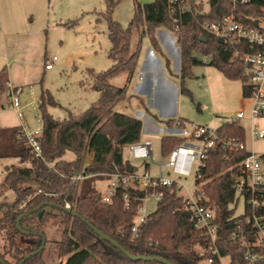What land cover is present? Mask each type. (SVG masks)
<instances>
[{
  "label": "trees",
  "instance_id": "16d2710c",
  "mask_svg": "<svg viewBox=\"0 0 264 264\" xmlns=\"http://www.w3.org/2000/svg\"><path fill=\"white\" fill-rule=\"evenodd\" d=\"M103 1L111 42L109 58L113 66L99 73L88 72L93 79V88L100 93L98 101L85 112L70 113L68 118L60 120L47 110L48 106H57L58 103L49 92H42L39 107L42 132L37 136L42 159L25 145L19 128L0 126V240L3 241L0 257L4 262L0 260V264H20L26 256L41 248L43 238L46 240L44 249L23 264H162L130 260L110 242L100 239L81 218L65 212L63 208L67 203L72 204L82 218L135 256H160L173 264H203L206 259L207 240L193 231L189 214L184 210V201L174 188L164 189V200L148 216L136 239L132 234L134 218L147 192L119 186L111 202L104 203L102 195L94 188L97 180L129 170L123 147L141 142L143 135L142 120L115 111L126 100L127 87H116L110 80L122 73L132 77L137 70L140 49L131 51L134 28L142 29V36H148L153 48L161 55L155 32L166 28L177 35L180 45L178 79L182 94L192 98V93L185 87V79L193 76V67L204 64L202 57L228 80L242 81L243 96L246 97L245 83L249 76L244 64L233 59L234 47L207 34L203 25L233 15L237 21L253 26L264 0H252L247 5L234 4L233 0H208L207 7L202 0L197 4L193 1L191 13L180 8L172 12L168 0L137 2L134 18L127 28L112 19L121 0ZM74 24L67 23L68 26ZM165 64L170 72L168 59ZM10 90L9 75L4 68L0 71V109L10 100ZM176 121L164 123L171 127ZM218 130L245 142L241 121L226 122ZM179 143L174 138L163 137L162 156L166 157ZM247 155V151H241L226 158V152L215 149L210 152L199 180L210 203L218 208L222 252L231 255L234 264H244V251L228 238L233 226L229 219L236 213L230 207L235 201L232 173ZM89 156L92 159L85 169L89 177L79 185L72 184L70 176L83 170ZM126 193L130 195L128 202L124 201ZM44 204L52 205L24 216ZM40 212H43L41 217ZM21 216L24 217L20 226L29 234L18 229ZM51 222L57 227L59 238L48 236ZM51 246H54V252Z\"/></svg>",
  "mask_w": 264,
  "mask_h": 264
},
{
  "label": "rangeland",
  "instance_id": "374dc122",
  "mask_svg": "<svg viewBox=\"0 0 264 264\" xmlns=\"http://www.w3.org/2000/svg\"><path fill=\"white\" fill-rule=\"evenodd\" d=\"M153 1L121 0L112 13V19L127 28L134 18L136 3L146 4ZM203 2L207 7L208 0ZM105 13L106 5L103 0H0V71L5 68L9 75L7 59L11 43L7 34L14 39H20L23 46L33 45L36 48L30 62V76L24 78L19 75L14 80L15 85L23 90L19 99L24 119L30 129L35 130L42 125L39 107L43 91L49 92L58 103L57 106H48L47 110L60 120L68 118L70 113L85 112L100 98V93L93 88V79L88 72L94 70L99 73L113 66V61L109 58L111 42ZM73 22V26L67 25ZM141 31L142 29L136 28L132 30L131 51L140 49V55L142 53L148 59L157 81L153 83L147 78L144 81L139 80V71L132 77L122 73L112 78V85L127 87V98L116 107V112L139 118L144 124L152 114L159 117L162 113H178L188 123L217 130L226 122L234 120L239 111H249V100L243 96V82L228 80L215 67L209 65L207 58L200 57L204 64L193 67V76L185 79V87L192 93V98L180 91L178 93L180 80L177 76H170L164 58L160 59L155 54L149 37L142 36ZM156 33L157 30L155 35ZM31 39L33 43H28ZM53 57L58 59L54 69L45 71L46 58ZM171 58L170 68L175 73L180 66L179 51ZM138 93L146 95L145 107ZM0 110L4 112L2 116L8 123H15L16 115L10 107V100ZM241 123L245 130L247 151L257 156L264 155V140L253 139L252 124L247 118ZM255 125L264 128V120L256 119ZM157 126L165 129L162 123H157ZM143 135V142L150 140L153 143L156 164H165L167 158L161 152L164 132L148 135L143 132ZM123 157L137 168L138 173L142 172V161L132 159L127 151H123ZM148 163L154 168L152 161ZM167 172L164 168L166 177ZM112 180L110 177L97 180L94 188L101 195H105ZM186 183L188 188L193 185L191 179ZM158 205L154 199L149 198L145 203L147 213L154 212ZM242 212L243 207L240 204L237 214ZM52 224L53 222L47 229L48 236L59 238L57 227ZM2 246L3 241L0 240V247ZM51 250L54 252V246H51Z\"/></svg>",
  "mask_w": 264,
  "mask_h": 264
},
{
  "label": "built area",
  "instance_id": "2783aa9c",
  "mask_svg": "<svg viewBox=\"0 0 264 264\" xmlns=\"http://www.w3.org/2000/svg\"><path fill=\"white\" fill-rule=\"evenodd\" d=\"M199 0H168L172 12L180 8L183 12H193L192 2ZM252 0H233L234 4L247 5ZM260 16L253 20V26L239 22L233 15L223 19L208 22L203 25V30L211 35L228 42L234 47L233 59L240 61L246 68L249 78L245 83L249 100V111H239L232 121H243L247 118L252 124L253 139L264 140V128L255 125L256 119L264 120V6L259 8ZM53 57L45 62V69L51 70L57 62ZM20 89L11 88L9 99L10 107L16 111L22 122L19 127L20 138L37 158L42 157L40 142L37 136L42 132V125L36 130H31L24 121L19 95ZM231 122V121H230ZM165 136L174 138L180 143L176 145L166 156L165 164H156L153 143L145 142L129 144L123 147L134 160L143 162L142 172L138 173L136 167L125 173L111 175L112 182L107 194L102 195V202L110 203L116 189L122 186L124 189L137 188L147 192L142 199V204L134 218L132 227L133 238H138L141 227L147 222L148 216L145 203L154 199L160 204L165 198L164 189L174 188L178 197L184 201V210L189 214V222L193 231L207 240L205 247L206 259L203 264H234L231 255L223 254L221 241V225L218 220V208L210 203L202 185L199 183L202 169L206 166L210 152L217 148L227 153L228 158L232 154L247 151L246 144L240 139L222 134L218 129L212 130L188 122H179L173 126H167L163 131ZM248 152V151H247ZM152 161L153 166L148 163ZM88 165L80 172L70 176L74 185H79L89 177L85 173ZM167 169V177L164 174ZM154 169V170H153ZM233 170V169H231ZM192 180V187H187V181ZM232 187L235 192V201L230 204L236 213L229 221L232 222V230L229 240L238 244L242 250L244 264H264V157L257 156L253 152L240 161L236 172L232 173ZM130 195H124V201L128 202ZM242 205L243 212L237 214V208ZM66 209L72 210V204L67 203Z\"/></svg>",
  "mask_w": 264,
  "mask_h": 264
},
{
  "label": "crops",
  "instance_id": "0c3cea01",
  "mask_svg": "<svg viewBox=\"0 0 264 264\" xmlns=\"http://www.w3.org/2000/svg\"><path fill=\"white\" fill-rule=\"evenodd\" d=\"M169 32L171 34H169ZM9 35L10 34H7L11 45H10L9 51H8L9 59H7V66L9 67L10 87L15 88V89L17 88V89L21 90V87L15 85L14 80L16 79V76H19V75L24 77V78H27L30 76V72H31L30 71L31 70L30 62L32 60V57H33V54L35 53L36 48L33 45L23 46L22 41L20 39H17V38L14 39L13 37H11V35L10 36ZM156 38H157V41L159 43V46H160V49H161V52L163 55L158 53L153 48L151 42H150V44L153 48V51L155 52L156 55H158V57L160 59H163V58H164V60L168 59L170 64H172V58L171 57H175L177 55L178 51H179V55L181 57L180 45H179L178 37L176 34L172 33L168 29L159 28V29H157ZM28 43H33V40L32 39L29 40ZM28 43H27V45H28ZM176 45H178V46H176ZM143 58H144V55H142V53H141L140 58H139L138 67L136 70V71H139V80L144 81L147 78V79H150L153 83H156V81H157L156 76L153 75L154 72H153L152 68L149 66L150 64H148V62H149L148 59L146 58V56L144 59ZM47 60H49V58H46L45 62ZM180 68H181V62H180V66H179L178 71H175V73L170 68V72H171L170 76L173 75V76H177V78H178V75L180 74ZM53 69H54V67H53ZM53 69H51V70H53ZM51 70L45 69V71H51ZM168 81L170 83H172L170 80H168ZM179 91H180V87L178 88V93H179ZM22 92H23V90H21V93ZM180 93H181V91H180ZM138 94L141 95V93H138ZM145 97H146L145 94L140 96L143 104L145 103V100H144ZM143 106L145 107V104ZM21 109H23L22 105H21ZM3 113L4 112H2V110H0V126L1 127H3V128H13V127L19 128L21 126L22 122L19 120L16 111H14V113L16 115L15 116L16 117L15 123H8L6 121V119L3 118V116H2ZM178 119H183L181 116L178 115V113H176V114L162 113L159 117H156V115L152 114L151 118H147L146 124H144V122L142 121L143 122V132H145L146 135H148V134H159L160 132H163L167 127L166 124L164 123L165 121L178 120ZM24 121H25V124L29 127V125L27 124L25 119H24ZM157 123H162L163 125H165V129L158 127ZM143 136L144 135H142V137ZM91 159L92 158L89 156L87 159V162H86L87 165L90 164Z\"/></svg>",
  "mask_w": 264,
  "mask_h": 264
},
{
  "label": "water",
  "instance_id": "95a60500",
  "mask_svg": "<svg viewBox=\"0 0 264 264\" xmlns=\"http://www.w3.org/2000/svg\"><path fill=\"white\" fill-rule=\"evenodd\" d=\"M221 41L223 42V40L221 39ZM129 171H132V168H129ZM45 205H52V204H44L39 206L38 208H36L35 210H32L28 213H26L24 216H27L31 213H34L35 211H39L41 210ZM63 210L67 213H69L70 215L77 217V218H81L84 222H86V224L89 225V227L100 237V239L105 240L107 242H110L112 245H114L117 249H119L125 256H127L130 260L138 262V261H150V262H160L162 264H173L170 261H168L167 259L160 257V256H135L132 253L128 252L127 250H125L121 245H119V243H117L115 240H113L111 237H109L108 235L103 234L102 232H100L97 228H95L93 225H91L88 221H86L84 218H82L74 209L69 210L66 208H63ZM43 215V212L39 213V217H41ZM24 216H21L18 219L17 225H18V229L20 232H22L23 234H29L28 232H25L21 226V220L23 219ZM46 244V240L45 238H43V244L41 246L40 249H38L36 252L26 256L21 262L20 264H23L26 260L30 259L33 256H36L37 254H39L45 247ZM0 260L2 263H4L0 257Z\"/></svg>",
  "mask_w": 264,
  "mask_h": 264
}]
</instances>
